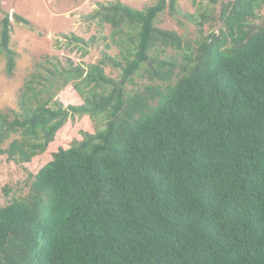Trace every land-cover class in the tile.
I'll use <instances>...</instances> for the list:
<instances>
[{
    "label": "trees",
    "instance_id": "1",
    "mask_svg": "<svg viewBox=\"0 0 264 264\" xmlns=\"http://www.w3.org/2000/svg\"><path fill=\"white\" fill-rule=\"evenodd\" d=\"M263 4L220 2L218 36L196 52L156 25L166 9L181 14L177 0L99 4L91 17L113 28L123 61L105 54L71 69L64 84L76 82L82 102L53 104L28 84L21 111L0 113V145L18 136L3 152L32 180L27 196L0 207V264H264ZM12 24L0 21L9 75ZM141 71L162 84L127 91ZM75 114L105 115V126L68 139Z\"/></svg>",
    "mask_w": 264,
    "mask_h": 264
},
{
    "label": "rangeland",
    "instance_id": "2",
    "mask_svg": "<svg viewBox=\"0 0 264 264\" xmlns=\"http://www.w3.org/2000/svg\"><path fill=\"white\" fill-rule=\"evenodd\" d=\"M121 2L131 8L144 10L158 0H0V21L9 15L13 24L11 27L10 49L16 52V65L11 75L7 74V56L0 52V113L20 112V96L29 84L38 94L39 99L53 98L54 101L76 104L77 98H82L73 90L76 82H68V73L79 65L88 67L102 60L105 54L116 60L123 61L120 48L113 37V28L108 24H101L92 15L100 8L99 4L107 5L111 2ZM211 3L209 0H177L181 14L171 16L166 9L159 15L156 25L165 30L177 32L183 41L196 52L199 43L210 34L218 36L221 28L219 21L220 2ZM17 14L30 22L29 25L14 20ZM201 14L207 19L203 21ZM259 16L264 17V4ZM194 15L197 22L203 21L200 27L190 22L186 17ZM204 17V19H205ZM209 17V19H208ZM75 35L87 42V53H84L72 43L71 36ZM188 48L183 50L186 54ZM161 58L178 56L173 49L154 51ZM146 67V66H145ZM144 67V68H145ZM105 73L116 80L121 78V69L109 63L104 65ZM162 82L152 78L146 71H141L134 77L133 83L127 86L131 93L143 92L148 86L157 87ZM75 96L70 101L65 99ZM105 115L91 117L89 115H71L66 125L65 136L71 139L81 129L95 131L104 128ZM14 135L0 145V207L11 203L14 199L25 197L30 192L32 180L29 172L22 165L8 159L3 152Z\"/></svg>",
    "mask_w": 264,
    "mask_h": 264
},
{
    "label": "water",
    "instance_id": "3",
    "mask_svg": "<svg viewBox=\"0 0 264 264\" xmlns=\"http://www.w3.org/2000/svg\"><path fill=\"white\" fill-rule=\"evenodd\" d=\"M78 44H79L80 46L86 48L87 50H89V48H88L86 45H84L83 43H78Z\"/></svg>",
    "mask_w": 264,
    "mask_h": 264
}]
</instances>
